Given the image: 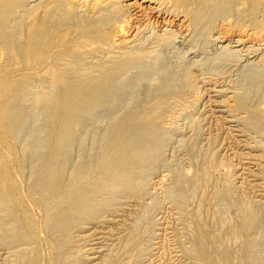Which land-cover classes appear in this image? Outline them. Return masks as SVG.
I'll return each mask as SVG.
<instances>
[{
	"label": "rangeland",
	"instance_id": "374dc122",
	"mask_svg": "<svg viewBox=\"0 0 264 264\" xmlns=\"http://www.w3.org/2000/svg\"><path fill=\"white\" fill-rule=\"evenodd\" d=\"M91 1H78L82 7L79 15L93 13ZM121 2L130 4V9L125 7L117 17L121 22L112 27L119 29L122 24L127 31L122 36L127 41L134 38V43L126 41L123 46L153 50L149 62L155 65V74L143 78L135 70L125 75L120 86L122 105L115 108L110 100L92 114L91 129L84 130L82 126L76 129L77 143L65 156L66 164L61 170L65 189L88 190L98 185L107 135L118 116L132 111L137 103L146 104L152 89L164 84L167 77H179L188 84L187 77L192 76V89L184 93L195 107L176 108L175 115L161 126L165 140L153 146L157 159L146 158L142 167L135 170L133 183L115 198H111L109 191L92 197V210L85 216L75 214L73 226L64 234L56 226L62 216L68 219L70 203L59 206L49 220L50 202L41 201L43 194L37 186L38 170L49 147L44 140L36 142L32 138L41 123L34 103L38 84L31 88L22 134L17 140H8L15 144L22 165L24 206L35 228L29 239L11 238L19 231L18 226L0 212V236L3 237L0 238V264H204L196 236L200 222L209 232L206 242L217 241L223 264H264V132L261 134L252 124L254 114L260 112L264 127V29L259 33L260 29L255 31L252 25V20L263 19L262 12H249L247 4L232 0L233 12L215 16L221 1L213 0L211 11L194 24L186 14L173 12L171 4L159 12L153 9L157 4L149 1ZM164 30L175 35L168 43H156V35ZM116 33L120 39L118 30ZM87 61L83 66L91 64V57ZM242 95L247 98L248 111L235 108ZM192 144L197 148L194 153ZM82 164L89 168L88 173L77 178ZM180 174L185 177L183 190L176 185ZM220 187L225 190L217 199ZM198 205H201L199 210ZM247 214L255 217L253 233L224 243L222 239L228 230L247 218ZM250 241L254 244L249 250Z\"/></svg>",
	"mask_w": 264,
	"mask_h": 264
},
{
	"label": "bare ground",
	"instance_id": "6f19581e",
	"mask_svg": "<svg viewBox=\"0 0 264 264\" xmlns=\"http://www.w3.org/2000/svg\"><path fill=\"white\" fill-rule=\"evenodd\" d=\"M78 1L0 0V212L6 214L18 226L19 231L11 238L29 239L35 228V222L24 206L26 197L22 191V165L16 155L15 144L8 140L9 138L17 140L22 134L26 122L28 92L35 85L38 84V94L34 103L38 107L41 127L33 131L32 138L36 142L44 140L49 147V153L38 170L37 186L43 194L41 201L50 202L47 207L49 220L53 218L54 211L59 206L65 202L70 203L68 219L62 216L60 224L56 226L64 234L68 233L73 226L75 214L85 216L92 210V197L109 191L111 198H115L122 189L133 183L135 170L142 167L146 158L157 159L158 155L153 146L165 140L161 126L168 118L175 115L176 108L191 110L195 107V103L188 101L184 93L187 89H192V76L187 77L188 84L183 83L179 77L177 79L167 77L164 84L152 89L146 104L137 103L132 111L118 116L107 135V148L103 155V172L98 185L94 184L93 188L88 190L68 191L65 189V180L61 176V170L66 164L65 156L77 143L76 129L79 126H82L84 130L91 129L92 114L106 103H110V100H112L110 104H113L115 108L122 105L123 95L120 86L125 75L135 70L143 78L155 74V65L149 62L153 50L144 47L129 49L123 46V43L127 41V37L122 36L123 33H127L125 26L121 24L119 29L112 27L119 21L117 17L125 11L124 8L130 9V4L123 5L121 0H93L90 5L93 13L90 16H81L78 11L81 12L82 7ZM148 1L157 4V7L153 9L159 12L166 10L171 4L173 12L186 14L196 24L211 11L210 4L213 0H143V2ZM220 1V8L215 16H223L234 11L232 0ZM241 3L248 5L249 12H262L261 21L252 20L255 31L260 29L259 33L262 32L264 29V0H241ZM116 29L120 33V39L116 37ZM174 35L173 32L164 30L163 33L156 35L155 42L168 43ZM133 40L127 42L134 43ZM88 57L92 59L91 64L83 66L88 62ZM247 105V98L242 95L236 101L235 108L248 111ZM252 124L255 130L263 134L264 127L260 112L254 114ZM195 149L197 148L192 144L193 153ZM88 170L86 165H80L76 177L88 173ZM176 185L180 190L186 186L185 177L181 174L176 179ZM224 190V187L217 189V199L224 194ZM200 207L201 205H198V210ZM247 215V218L239 220L237 224H233L230 231L228 230L222 239L224 243L233 238L247 237L253 233L255 217L253 214ZM189 220L192 219L189 218ZM200 223L198 227L196 223L191 224L197 227L196 236L201 245L200 257L204 264H223L217 251V241L206 242L209 232L206 225L203 223L200 225ZM195 227L194 230H196ZM0 238L3 237L0 236ZM253 244L254 242L250 241L247 248L252 249Z\"/></svg>",
	"mask_w": 264,
	"mask_h": 264
}]
</instances>
